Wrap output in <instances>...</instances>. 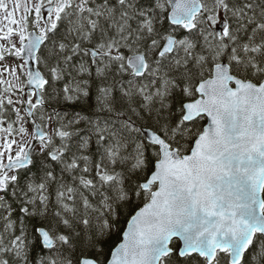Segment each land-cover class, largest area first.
Segmentation results:
<instances>
[{
  "label": "snow or ice",
  "instance_id": "snow-or-ice-1",
  "mask_svg": "<svg viewBox=\"0 0 264 264\" xmlns=\"http://www.w3.org/2000/svg\"><path fill=\"white\" fill-rule=\"evenodd\" d=\"M0 264H264V0H0Z\"/></svg>",
  "mask_w": 264,
  "mask_h": 264
}]
</instances>
